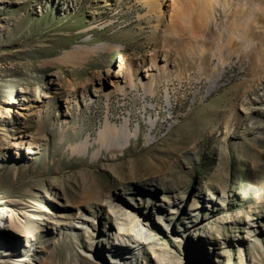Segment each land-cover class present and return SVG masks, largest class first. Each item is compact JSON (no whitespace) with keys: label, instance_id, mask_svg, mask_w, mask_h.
Segmentation results:
<instances>
[{"label":"rangeland","instance_id":"rangeland-1","mask_svg":"<svg viewBox=\"0 0 264 264\" xmlns=\"http://www.w3.org/2000/svg\"><path fill=\"white\" fill-rule=\"evenodd\" d=\"M220 3L199 54L142 0H0V264H264V0Z\"/></svg>","mask_w":264,"mask_h":264},{"label":"bare ground","instance_id":"bare-ground-1","mask_svg":"<svg viewBox=\"0 0 264 264\" xmlns=\"http://www.w3.org/2000/svg\"><path fill=\"white\" fill-rule=\"evenodd\" d=\"M142 1L148 9L147 14H152L156 17V27L163 26L164 24L169 34H173V37L176 38L183 37L185 34L193 36L195 39L194 45L198 49L199 54H203L204 51L201 31L206 29L209 23L217 20L219 18L218 15L223 13V6L220 7L222 5L220 0H165L166 3H162L161 0ZM223 1L227 2L228 0ZM233 13L237 15L238 10L235 9ZM72 54V52H68L66 53V57L70 60ZM92 55V52H84L81 59L89 60ZM122 67H127L128 75L132 77V64L122 62ZM153 85L154 81L149 80V86L152 87ZM259 101H264V97H258ZM0 219L1 221L4 220L3 218ZM121 237L118 239V246L114 254L122 261V264H132L140 251L138 249L139 246H129L127 245L129 240L122 235Z\"/></svg>","mask_w":264,"mask_h":264}]
</instances>
